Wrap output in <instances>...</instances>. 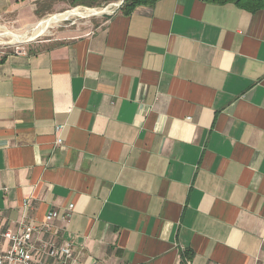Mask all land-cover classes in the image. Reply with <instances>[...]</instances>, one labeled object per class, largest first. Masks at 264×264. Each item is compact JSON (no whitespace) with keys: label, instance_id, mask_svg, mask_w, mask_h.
<instances>
[{"label":"crops","instance_id":"obj_1","mask_svg":"<svg viewBox=\"0 0 264 264\" xmlns=\"http://www.w3.org/2000/svg\"><path fill=\"white\" fill-rule=\"evenodd\" d=\"M39 43L0 57V249L56 210L71 264H264V9L157 0Z\"/></svg>","mask_w":264,"mask_h":264},{"label":"rangeland","instance_id":"obj_2","mask_svg":"<svg viewBox=\"0 0 264 264\" xmlns=\"http://www.w3.org/2000/svg\"><path fill=\"white\" fill-rule=\"evenodd\" d=\"M46 4L51 5L47 8L48 12L31 25L19 27L5 25L0 22V57L9 52L28 49L38 44L39 41L54 39L59 33H66L68 35L86 33L92 30L102 16H104V14L99 12H96L99 14L89 12L96 11L94 9L100 10L102 6L86 7L80 5L72 7L67 0H49ZM63 15L65 17L60 18ZM40 21L45 22L49 26L37 33L35 27ZM4 30L11 31L16 38L23 39V41H15L12 36L1 35Z\"/></svg>","mask_w":264,"mask_h":264},{"label":"built area","instance_id":"obj_3","mask_svg":"<svg viewBox=\"0 0 264 264\" xmlns=\"http://www.w3.org/2000/svg\"><path fill=\"white\" fill-rule=\"evenodd\" d=\"M58 129H61V126ZM61 141L58 138L57 142L61 143ZM72 210L71 204L62 218L68 220ZM57 217L58 212L50 210L46 214L45 223L41 226L21 220L16 231L12 228L5 229L2 235L9 245L5 249H0V264H71L74 257V247L71 242L57 244L38 237V234Z\"/></svg>","mask_w":264,"mask_h":264},{"label":"trees","instance_id":"obj_4","mask_svg":"<svg viewBox=\"0 0 264 264\" xmlns=\"http://www.w3.org/2000/svg\"><path fill=\"white\" fill-rule=\"evenodd\" d=\"M72 7L75 6H86V7H95V6H106L111 2L118 0H67ZM157 0H124L122 5L120 6V10L130 13L134 7L140 4H153ZM214 2H234L238 4L240 7L255 11L259 9H264V0H209Z\"/></svg>","mask_w":264,"mask_h":264},{"label":"water","instance_id":"obj_5","mask_svg":"<svg viewBox=\"0 0 264 264\" xmlns=\"http://www.w3.org/2000/svg\"><path fill=\"white\" fill-rule=\"evenodd\" d=\"M124 2V0H120L118 2H113V3H110L104 7H101L99 11V13L101 14H111V13H114L115 11H117L120 6L122 5V3ZM90 9H94V8H90ZM94 10H97V9H94ZM99 13H96L93 12V14H99Z\"/></svg>","mask_w":264,"mask_h":264},{"label":"bare ground","instance_id":"obj_6","mask_svg":"<svg viewBox=\"0 0 264 264\" xmlns=\"http://www.w3.org/2000/svg\"><path fill=\"white\" fill-rule=\"evenodd\" d=\"M89 12L92 13V12H95V11H89ZM96 12H99V11L96 10ZM63 17H65V16H64V15H63V16H60V18H63ZM48 26H49V25L46 24L45 22L40 21V22L38 23V25H36V27H35L36 32L39 33V32H41L43 29L47 28ZM1 35L12 36L13 39H15V41H19V42L23 41V39H18V38H16V37L14 36V34H13L11 31H9V30H4V31L1 33ZM34 35H35V34H34ZM12 42H13V41H12Z\"/></svg>","mask_w":264,"mask_h":264}]
</instances>
